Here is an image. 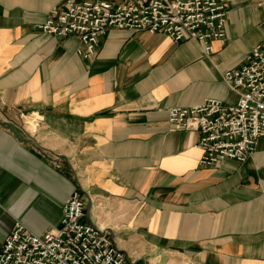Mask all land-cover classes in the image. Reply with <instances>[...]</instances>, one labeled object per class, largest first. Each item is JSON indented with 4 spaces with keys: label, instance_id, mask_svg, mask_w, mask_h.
<instances>
[{
    "label": "crops",
    "instance_id": "1",
    "mask_svg": "<svg viewBox=\"0 0 264 264\" xmlns=\"http://www.w3.org/2000/svg\"><path fill=\"white\" fill-rule=\"evenodd\" d=\"M64 1L0 0V246L18 219L58 226L79 190L141 264H264V136L244 162L202 166L200 132L168 121L172 106L237 102L222 74L264 39V0H229L210 54L110 29L88 57L77 34L38 27Z\"/></svg>",
    "mask_w": 264,
    "mask_h": 264
},
{
    "label": "built area",
    "instance_id": "2",
    "mask_svg": "<svg viewBox=\"0 0 264 264\" xmlns=\"http://www.w3.org/2000/svg\"><path fill=\"white\" fill-rule=\"evenodd\" d=\"M229 0H65L50 9L38 27L52 35L77 34L79 52H97L110 29L164 32L173 40L195 39L206 54L212 41L225 38ZM223 79L236 90V103L208 98L170 108L169 125L200 132L199 164L217 166L224 159L244 162L264 136V39L257 42ZM0 264H141L122 248L115 234L86 217V200L75 190L63 204L60 224L42 233L18 219L0 246Z\"/></svg>",
    "mask_w": 264,
    "mask_h": 264
}]
</instances>
